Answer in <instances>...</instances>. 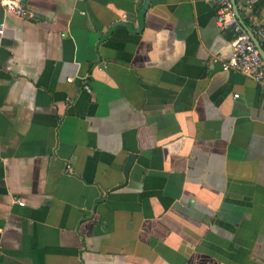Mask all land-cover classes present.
Returning a JSON list of instances; mask_svg holds the SVG:
<instances>
[{
	"label": "crops",
	"instance_id": "0c3cea01",
	"mask_svg": "<svg viewBox=\"0 0 264 264\" xmlns=\"http://www.w3.org/2000/svg\"><path fill=\"white\" fill-rule=\"evenodd\" d=\"M29 9L0 7V264H264V87L217 7Z\"/></svg>",
	"mask_w": 264,
	"mask_h": 264
},
{
	"label": "built area",
	"instance_id": "2783aa9c",
	"mask_svg": "<svg viewBox=\"0 0 264 264\" xmlns=\"http://www.w3.org/2000/svg\"><path fill=\"white\" fill-rule=\"evenodd\" d=\"M31 0H0V7L13 16L30 18L33 13L29 9ZM217 7V24L223 30L234 29L236 38L233 41V49L230 58L224 63L223 70L244 74L264 87V59L259 49L253 42L250 34L238 18L234 4L231 0H207ZM250 3V1H248ZM259 41L264 38V28L256 32ZM260 41V42H261ZM262 44V43H261ZM68 81H72L71 78ZM89 90V87H87ZM238 97V95H235ZM24 205V202L17 200ZM1 256V251H0Z\"/></svg>",
	"mask_w": 264,
	"mask_h": 264
},
{
	"label": "water",
	"instance_id": "95a60500",
	"mask_svg": "<svg viewBox=\"0 0 264 264\" xmlns=\"http://www.w3.org/2000/svg\"><path fill=\"white\" fill-rule=\"evenodd\" d=\"M231 1L234 4L235 12H236L238 18L240 19L242 25L245 27V29L250 34L253 42L256 44L257 48L260 51V54H261L262 58L264 59V47H263V45L261 44L259 39L256 37L255 33L252 30H250L249 27L242 20V17L240 15V12L238 10V7H237V4H236L235 0H231ZM134 161H135V155H132V156L129 157V160H128L126 166H125L124 174H125V178H126L127 181L129 180V175H130L131 169L133 167ZM123 186H125V184L120 186V188L123 187Z\"/></svg>",
	"mask_w": 264,
	"mask_h": 264
}]
</instances>
